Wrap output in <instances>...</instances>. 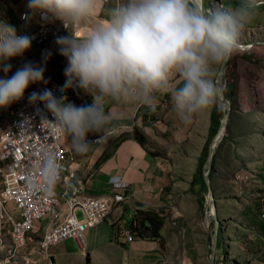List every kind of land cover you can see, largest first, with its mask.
<instances>
[{
    "label": "clouds",
    "instance_id": "obj_1",
    "mask_svg": "<svg viewBox=\"0 0 264 264\" xmlns=\"http://www.w3.org/2000/svg\"><path fill=\"white\" fill-rule=\"evenodd\" d=\"M26 6L28 19L38 16L42 23L59 20L68 30L67 35L55 37L59 53L67 60L63 69L66 79L57 91L79 88L92 96L90 104L78 106L67 101L66 95L57 96L52 89L43 88L30 92L27 100L35 106L41 121L48 120L54 126L52 131L67 138L74 153L83 154L89 148V133L108 131L106 99L132 101L154 110V93L168 92L173 111L185 124L194 114L217 104L213 67L227 60L238 47L241 30L252 18L256 0H239L235 7H214L207 13L200 10L196 0H120L94 23L91 21L98 0H27ZM85 24L88 27L82 32L75 31ZM31 41V36L18 33L0 19V72L5 74L0 77V108L23 98L30 84L48 83L44 62L50 52L42 54L40 64L26 61L7 75L13 67L9 60L22 57ZM173 74L180 77L178 87H170ZM43 110L52 119L43 115ZM30 125V117L21 121L23 129ZM60 168L55 152L43 149L38 158L36 186L52 191L60 178ZM205 174L209 178L208 169H204V179ZM28 184L33 186L32 177ZM162 211L159 215L166 219V210Z\"/></svg>",
    "mask_w": 264,
    "mask_h": 264
},
{
    "label": "crops",
    "instance_id": "obj_2",
    "mask_svg": "<svg viewBox=\"0 0 264 264\" xmlns=\"http://www.w3.org/2000/svg\"><path fill=\"white\" fill-rule=\"evenodd\" d=\"M219 1L222 7H235L239 2V0ZM118 2L120 0H98L96 15L91 22L102 20L105 16L104 10ZM26 5L27 0H0V19L14 26L16 30H19L20 26L21 28L35 27L39 23L36 16L26 21L19 18L22 12L29 13ZM259 5L263 6L255 8L252 18L246 24L247 29L264 28V21L257 20L259 17H256L259 13L264 17V0H256V6ZM56 22L62 24L59 20ZM86 27H88L87 24L82 25L75 31L82 32ZM62 28L68 34L64 25ZM55 55L57 54H53ZM32 62L40 64L42 59L32 60ZM48 62L50 60L44 63ZM4 75L0 73V77ZM173 76L174 74L170 77V87H178L180 77L179 79L174 77L172 80ZM166 93L168 92L154 93L156 105L166 106L164 99L161 98ZM212 108L213 106L206 111L194 114L187 124L177 115L175 117L173 109H168L166 119H156L155 125H158L160 127L158 129L162 132H171L169 138L168 135L163 137L162 134H157L153 128L150 132L147 124H143L146 127L142 125L141 120H149V113L152 112L147 107L132 101L118 102L106 99L105 112L110 116L108 130L114 127L118 129L117 126H125L124 129H128L126 127H131L132 118L141 113L135 122L141 126L147 143L141 144L132 137L123 139L112 149L110 156L98 164L100 156L107 148H110L111 140L117 139V134L113 133V136L109 138L105 136V133H94L100 139L90 143L88 151L83 154L74 153L66 139L65 146L70 153L76 155V160L66 172L64 180L57 184V191L62 193L64 190L71 192L77 189L83 194L101 195L112 190L110 184L112 178L120 176L121 180L128 184L126 191L131 194L132 199L116 205L104 221L86 231L84 250H81L73 239H66L52 245L49 251L52 264H166L168 263L167 254H169L170 264L176 261L179 263L177 259H180L182 252H179L178 247L181 239L178 228H185L184 226L171 227L164 222L161 237H150L141 233L132 242H126L117 237L115 226L121 221L128 224L134 217L137 218L138 210L155 208L160 214L162 210H167L172 205L171 202L179 195L182 199L175 202L179 203L176 207L179 206L182 213L186 210L187 204L183 201L187 197L192 202L199 198L198 202L201 204L205 192L201 191L203 184L197 173L198 159L209 138ZM0 115L6 123L11 118L3 108H0ZM168 138L170 142L165 143ZM195 175L197 177L192 182ZM6 238V242L9 243V237ZM8 249L9 246L6 243L3 246L0 244V259L7 255ZM177 253L178 256H176ZM15 258L17 263H24L26 260L30 261L29 264L46 263L41 253L31 248L21 249ZM180 260L182 264H185V259Z\"/></svg>",
    "mask_w": 264,
    "mask_h": 264
},
{
    "label": "built area",
    "instance_id": "obj_3",
    "mask_svg": "<svg viewBox=\"0 0 264 264\" xmlns=\"http://www.w3.org/2000/svg\"><path fill=\"white\" fill-rule=\"evenodd\" d=\"M22 14H25V18H22ZM27 14L28 12L21 13L20 20L26 21ZM36 18L39 23L35 27L20 26L17 30L18 33L22 30L21 34L32 37V51L24 53L22 57L11 58L9 63L13 67L7 75L11 76L18 68V61L39 60L42 59V54L50 52L51 55L47 58L50 62L44 63V77L48 83L30 84L24 97L10 104L16 110L9 112L11 118L7 123L0 115V244L3 246L6 243L9 246L7 255L0 260V264H29V260L17 263L15 258L23 248L35 249L47 264H52L49 253L51 246L66 239L75 240L79 248L84 250L86 231L104 221L116 205L132 199L131 194L126 191L128 184L120 176H115V181L111 180L112 190L101 195H87L77 189L71 192L64 190L62 193L57 191V184L64 180L76 155L66 148L64 142L67 138L62 133L52 131L54 126L48 120L41 121L35 106L27 100L28 94L34 90L49 88L57 96L66 95L67 101L78 106L90 104L92 96L79 88H68L64 93L57 91V86L62 85L66 79L64 68L54 67L49 71L46 65L52 64L55 56L66 59L59 53L55 37L67 33L62 28L63 24H58L57 20L42 23L38 16ZM43 115L52 119L47 110H43ZM25 117L31 118V125L23 129L21 121ZM87 138L90 143L100 139L94 133H89ZM46 148L55 152L61 166L60 178L50 192L36 186L38 158ZM29 177L33 180L31 188L28 184ZM168 208L173 212L172 218H175L177 210L172 206ZM78 210L82 211V218H78ZM115 233L123 241L136 240L142 233L139 220L134 217L128 224L125 221L119 222L115 226ZM6 237H9V243L6 242Z\"/></svg>",
    "mask_w": 264,
    "mask_h": 264
},
{
    "label": "rangeland",
    "instance_id": "obj_4",
    "mask_svg": "<svg viewBox=\"0 0 264 264\" xmlns=\"http://www.w3.org/2000/svg\"><path fill=\"white\" fill-rule=\"evenodd\" d=\"M198 2L202 6V11L205 12L203 1L199 0ZM206 3L210 5L207 12L214 7H222L219 0H207ZM262 15L259 13L256 16L259 17L257 20L264 21ZM246 24L241 30L238 47L227 60L233 58L236 63L234 70L236 74L234 112L232 110L233 104L228 99L227 84L229 83L228 79H230V69L227 62L224 67L222 82H217V76L223 62L214 66L212 73L217 91L220 92L229 107L226 109L228 119L224 133V136L228 135L229 139L220 145L223 136L214 149V155L215 153L218 155L215 160L217 174L214 189L218 230L220 227L223 229L222 235L224 238L222 246H216L215 264H264V245H260L258 249L255 246L251 247V243H255L259 228L249 224L248 216L245 213L250 209L251 214H254L256 205L261 207L260 216L261 213H264V180L260 177V175H264V28L247 29ZM246 52H251L254 57L249 60L244 59L242 54ZM174 77L179 79L178 74H174L172 80ZM161 98L164 99V105L166 106L156 105L154 110H150L152 112L149 111V120L141 121L142 125H148L147 127L150 129H147L150 132L153 128L157 134H162L163 137L168 135L170 138L171 132H162L158 129L160 127L155 125L156 119H166L167 110L173 109L169 93ZM215 105H218L219 109L224 112V106L219 97H217V104ZM3 110L7 113L13 111L12 107H6ZM232 113L234 114V120L231 124L232 130L228 133ZM140 115L141 113L136 114L132 118L133 122L130 124L132 128L127 126L128 129H124L125 126H117L118 129L114 127L105 133V136L109 138L113 136V133L117 134V139H112L110 142L111 146L109 147L111 150L118 145L121 137L126 133L133 132L135 127L141 130V126L135 122ZM169 138L165 143L170 142ZM231 139L239 145V152L242 153L239 156H234L236 153L232 152ZM208 180L209 186L213 188L210 184L212 179L209 177ZM203 195L205 196L203 204L198 202L199 198L194 199V202H192L187 197L183 201L184 204H187L184 213H182L179 206L176 207V204L179 203L175 201L182 199L179 195L175 200L170 201L171 206L177 210L178 215L172 218L173 212L170 208L165 212L167 215L166 222L171 227H178V225L185 227V231L178 228L181 232L179 233L181 239L178 244L179 252H182L180 259H185V264H210L211 261L212 242L215 240L217 223L211 214V194L208 191ZM76 213L78 218H82L83 213L81 210ZM257 216L259 215L257 214ZM178 229L175 228V230ZM262 242H264V237ZM178 253L176 256H178ZM180 259H177L179 263L176 261L174 264H182ZM166 260L168 261L166 264H170L169 254L166 255Z\"/></svg>",
    "mask_w": 264,
    "mask_h": 264
},
{
    "label": "trees",
    "instance_id": "obj_5",
    "mask_svg": "<svg viewBox=\"0 0 264 264\" xmlns=\"http://www.w3.org/2000/svg\"><path fill=\"white\" fill-rule=\"evenodd\" d=\"M203 5H204V8H205V13H207V9L208 7L210 6L208 3L204 2L203 1ZM260 6H263V5H259V6H256V7H260ZM243 58L244 59H251V57H254L253 54H251V52H246V53H243L242 54ZM227 64H228V68L230 69V74H229V77L230 79H228L229 83L227 84V89H228V99H230V102H232V110L233 112L235 111V105H234V96L236 94V74L234 73V70H235V61L234 59H229V61H227ZM223 115H224V112L221 111L218 107V105H215L213 107V110H212V113H211V123H210V128H209V138H208V141L206 142L201 154H200V157H199V161H198V169H197V173L199 174V178L201 180V183L203 184V187H202V190L201 191H204V192H208L209 191V184L205 181L204 179V164H205V161H206V158H207V155H208V149H209V146H210V142L212 140V138L215 136V134L217 133L218 131V128L220 126V122H221V118H223ZM234 120V114L232 113L231 116H230V124L228 126V133L231 132V124ZM124 134V133H123ZM131 137L134 138L135 140H137L138 142H140L141 144H145L147 143V140H146V137L145 135L143 134V132L138 128V127H135L133 132L131 133H126L123 137H121L120 141H122L123 139H126L128 137ZM229 139L228 138V135L224 136L223 140L220 142V145H222V143L225 142V140ZM230 144H231V147H232V152L233 153H236L234 156H239V154H242L241 152H239V145L238 143H236L233 139H231L230 141ZM112 153V150L110 148H107L103 154L100 156L99 160L97 161V163L99 164L101 161L107 159V157L110 156V154ZM218 158V155L217 153H215L214 157H213V161H212V164H211V168L209 170V177L212 179L210 181V184L213 186V189H215V182H216V174H217V171H216V167H215V160ZM197 176L195 175L193 177V181H195V178ZM260 177L264 180V175H260ZM215 191V190H214ZM205 201V196H203V198L201 199V204H203V202ZM260 205H256V210H255V213L254 214H251L250 212V209H248L245 213L247 214L248 216V219H249V224L252 225V226H256L259 228L258 230V235L256 237V240H255V243L252 242L251 243V247L255 246L257 247L256 249L260 248V245H264V242H262V239L264 237V213H261V216H260ZM256 211H257V214L259 216H257L256 214ZM137 220H139V224H140V227H141V231H142V234H146L150 237H161V229L164 225V222L166 221V219L162 216H160L155 210H138L137 211ZM223 229L220 227L219 230H218V235H217V246L218 247H221L222 244H223V241H224V238H223Z\"/></svg>",
    "mask_w": 264,
    "mask_h": 264
},
{
    "label": "water",
    "instance_id": "obj_6",
    "mask_svg": "<svg viewBox=\"0 0 264 264\" xmlns=\"http://www.w3.org/2000/svg\"><path fill=\"white\" fill-rule=\"evenodd\" d=\"M199 0H196L198 6L200 7V10L202 11V6L200 5V2H198ZM228 60V59H227ZM227 60H225L222 64L221 70L217 76V82H222L223 78H224V67L225 64L227 62ZM218 92V91H217ZM218 97L220 99V102L223 104L224 106V115L221 121V125L216 133V135L214 136V138L212 139L209 149H208V156L206 159V163L204 165V169H208L209 171V167L211 166V163L213 161V154H214V149L216 148V146L218 145V143L220 142V140L223 138L225 130H226V124H227V119H228V111H226V109H228L229 107H227L226 102L224 100V98L221 96L220 92H218ZM223 129V132L221 133V135H219V133L221 132V130ZM219 135V137H218ZM205 180L209 183L208 180V175L205 174ZM210 190V194H211V202H212V207H211V214L214 218V220L216 221L217 225H216V229H215V240H213L212 242V251H211V261L210 264H215V254H216V245H217V235H218V219H217V212H216V198H215V194H214V189L211 188V186L209 187Z\"/></svg>",
    "mask_w": 264,
    "mask_h": 264
},
{
    "label": "bare ground",
    "instance_id": "obj_7",
    "mask_svg": "<svg viewBox=\"0 0 264 264\" xmlns=\"http://www.w3.org/2000/svg\"><path fill=\"white\" fill-rule=\"evenodd\" d=\"M23 13V12H22ZM21 15V14H20ZM28 19V18H27ZM20 32H22V31H20ZM19 32V33H20ZM30 51H32V49L31 48H29L28 50H26L25 51V53H28V52H30ZM41 60V59H40ZM27 60L26 59H24V60H21V61H18V63H17V66L18 67H21L25 62H26ZM66 62H67V60L65 59V60H63V59H60V58H55L54 59V63H52V64H49V65H46L47 66V69L50 71V70H53V68L54 67H56V68H64L65 67V65H66ZM11 73V71L9 72V73H7L8 75ZM222 92V91H221ZM10 106V105H9ZM228 107V106H227ZM13 110H16V108H12ZM223 132V129L221 130V132L219 133V135H221V133ZM219 135H218V137H219ZM131 242V241H130ZM217 246V245H216Z\"/></svg>",
    "mask_w": 264,
    "mask_h": 264
}]
</instances>
